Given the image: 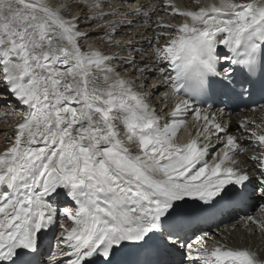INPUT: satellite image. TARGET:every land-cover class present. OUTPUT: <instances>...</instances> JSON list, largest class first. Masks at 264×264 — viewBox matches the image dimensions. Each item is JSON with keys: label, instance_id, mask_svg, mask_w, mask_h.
Segmentation results:
<instances>
[{"label": "snow or ice", "instance_id": "obj_1", "mask_svg": "<svg viewBox=\"0 0 264 264\" xmlns=\"http://www.w3.org/2000/svg\"><path fill=\"white\" fill-rule=\"evenodd\" d=\"M163 3L0 0V264H264V0Z\"/></svg>", "mask_w": 264, "mask_h": 264}, {"label": "bare ground", "instance_id": "obj_2", "mask_svg": "<svg viewBox=\"0 0 264 264\" xmlns=\"http://www.w3.org/2000/svg\"><path fill=\"white\" fill-rule=\"evenodd\" d=\"M156 1L157 0H150V2H152V3H157V2L160 3L162 0L160 2L159 1L156 2ZM205 1H206L205 5L210 3V0H205ZM174 3L180 8H188V7H193L194 6L193 0H174ZM202 4L204 5L203 0H202ZM159 6L163 7V2ZM171 19L172 18H169V20H171ZM173 22H175V21H173ZM137 30L138 29L133 30L131 32V36H132V38H134L136 40H141L142 38L136 34ZM138 31H142V28H140V30H138ZM150 34H151V32H147V36H150ZM118 38L127 39L128 36H127L126 33H121V35ZM91 42L92 41H89V43H91ZM138 46H141V45H138ZM142 46L145 49H149V45H148L146 40L143 41ZM155 79L156 78L153 77L152 80H150V84L152 82H154ZM159 89L161 90L160 94L165 92V91H167V89L161 85L157 89H154L155 94H158L157 92L159 91ZM156 98H158V96L154 95L153 96V102L154 103L157 102ZM4 105H6V107H4ZM24 108H25V106L18 104L16 99L14 97L9 96L7 92L0 91V152L4 151L8 147V144L6 143V137L3 135V133L5 131H7L9 133V135H11L12 134L11 125L16 123L18 121V119H19L18 115H11L12 110L15 109L16 113H19V112L23 111ZM5 113H10V115L6 116ZM247 114L250 115V116L255 115L256 117H259L261 115L259 112L255 113V114H253V113H247ZM233 120L234 121L237 120L236 115L233 116ZM190 122H191V120L189 119L188 123H190ZM258 122H259V120H258ZM250 209L252 210V208H250ZM256 210H257V215H258V208H256ZM254 215H256V214H254ZM242 219L240 218V219H227V220H224L223 223L220 224L219 229L222 230V229H224L226 227L231 228V226L233 224H237L238 229H240L241 228L240 225H242V223H243ZM204 230L205 231H209L210 234H212V235H215L216 239H220L221 235H223L222 232H217L216 230L211 229V228H206ZM199 235H200V233L195 235L194 241L196 240L197 236H199ZM228 243L230 245H236V244H239L241 242H239V240L236 238V236H235V234L233 232L232 235L229 237Z\"/></svg>", "mask_w": 264, "mask_h": 264}, {"label": "rangeland", "instance_id": "obj_3", "mask_svg": "<svg viewBox=\"0 0 264 264\" xmlns=\"http://www.w3.org/2000/svg\"><path fill=\"white\" fill-rule=\"evenodd\" d=\"M157 1H161V0H157ZM156 1V2H157ZM146 3L147 2H149V0H146L145 1ZM163 2V0L160 2V3H158L157 2V4L158 5H161V3ZM165 6V4L163 3V7L162 6H159V8L160 9H162L161 11H160V15L162 16V17H164V19L165 20H169V18H171L170 16H169V12H166V11H164L163 9L165 8L164 7ZM170 11V10H169ZM138 30H140V29H138ZM137 30V31H138ZM142 31H144V29L142 28ZM149 32H151V31H149ZM93 35H95V34H93ZM152 35V33L150 34V36ZM149 83H150V81H149ZM160 92H161V90L159 89V91L157 92L158 94H155V95H157L158 97H159V95H160ZM157 99V98H156ZM4 107H6V105H4ZM243 116V115H242ZM239 118H242L241 116L240 117H237V119H239ZM238 120H236V122H237ZM254 214H256L257 215V210L256 209H253L252 208V210H251V215H254ZM241 217H237L236 219H240ZM242 219V218H241ZM243 220V219H242ZM234 234H235V236H236V238L239 240V242H241V243H243L244 241L241 239L242 237L243 238H247V236H246V233H245V231H243V228H240V229H238L237 231H235L234 232Z\"/></svg>", "mask_w": 264, "mask_h": 264}]
</instances>
